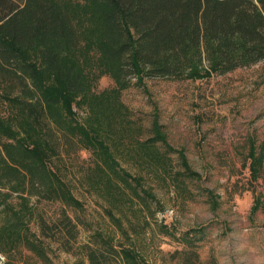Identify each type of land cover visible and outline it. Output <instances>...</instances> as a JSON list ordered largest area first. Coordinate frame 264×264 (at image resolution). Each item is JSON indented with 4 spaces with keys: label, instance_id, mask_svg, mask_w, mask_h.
Returning a JSON list of instances; mask_svg holds the SVG:
<instances>
[{
    "label": "rangeland",
    "instance_id": "374dc122",
    "mask_svg": "<svg viewBox=\"0 0 264 264\" xmlns=\"http://www.w3.org/2000/svg\"><path fill=\"white\" fill-rule=\"evenodd\" d=\"M55 1L74 31L66 58L85 89L67 94L43 74L48 94L61 98L55 120L39 93L27 97L16 74L0 71L2 166L23 174L0 186V264H88L84 244L95 232L136 253L123 264H264V205L252 208L255 195L264 200V58L223 73L203 59L195 77L130 72L120 86L88 4ZM22 56L38 60L33 49ZM18 142L42 155L76 201L30 192L29 162L7 154ZM252 145L263 150L256 177ZM61 210L78 221L76 252L33 238L38 219ZM16 213L18 230L9 225Z\"/></svg>",
    "mask_w": 264,
    "mask_h": 264
},
{
    "label": "trees",
    "instance_id": "16d2710c",
    "mask_svg": "<svg viewBox=\"0 0 264 264\" xmlns=\"http://www.w3.org/2000/svg\"><path fill=\"white\" fill-rule=\"evenodd\" d=\"M84 1L96 22L101 56L120 86L126 85L130 72L138 79L143 74L195 77L197 64H202L203 59L211 69L223 73L264 58V0ZM73 42L74 31L55 0H0V71L16 74L27 97L39 93L43 103L51 105L49 114L55 120L58 116L54 108L61 98L48 94L42 76L53 73L67 94L84 91L80 69L66 58ZM27 49L36 50L37 61L23 58ZM100 146L110 157L105 146ZM7 154L29 162L30 192L44 190L46 195L76 201L62 182L54 184L53 172L36 149L18 142ZM249 155L250 171L256 177L263 150L256 152L252 145ZM182 160L185 170H190L185 157ZM3 161L0 151V186H11L23 174L3 167ZM263 205L261 194L255 195L252 208ZM9 225L17 230L23 226L18 213ZM38 225L39 232L33 236L36 242L48 240L64 251L76 252L78 221L64 210L52 219L40 217ZM84 250L88 264H123L125 256L137 259L135 252L116 246L99 232L92 235L91 243L84 244Z\"/></svg>",
    "mask_w": 264,
    "mask_h": 264
}]
</instances>
